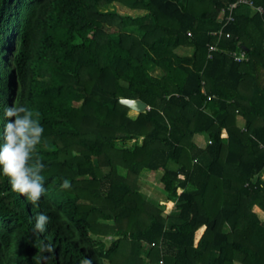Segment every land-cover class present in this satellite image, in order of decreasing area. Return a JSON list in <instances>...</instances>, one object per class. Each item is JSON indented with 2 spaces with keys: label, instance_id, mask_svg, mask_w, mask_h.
I'll list each match as a JSON object with an SVG mask.
<instances>
[{
  "label": "trees",
  "instance_id": "obj_1",
  "mask_svg": "<svg viewBox=\"0 0 264 264\" xmlns=\"http://www.w3.org/2000/svg\"><path fill=\"white\" fill-rule=\"evenodd\" d=\"M235 1L0 0V119L39 120L47 189L34 206L0 167V264H264V0L225 23Z\"/></svg>",
  "mask_w": 264,
  "mask_h": 264
},
{
  "label": "clouds",
  "instance_id": "obj_2",
  "mask_svg": "<svg viewBox=\"0 0 264 264\" xmlns=\"http://www.w3.org/2000/svg\"><path fill=\"white\" fill-rule=\"evenodd\" d=\"M3 128L0 130V167L12 184L13 189L23 195L34 206H38L47 189L44 187L45 177L42 175L45 165L37 153L43 143V126L34 113L23 106L15 104L3 107ZM39 113H35L38 117ZM15 118L14 122L11 118ZM6 121V122H4ZM71 182L64 179L62 189H69ZM50 217L39 213L35 218L34 228L44 233ZM48 250H51L49 246ZM82 264H91L84 260Z\"/></svg>",
  "mask_w": 264,
  "mask_h": 264
},
{
  "label": "rangeland",
  "instance_id": "obj_3",
  "mask_svg": "<svg viewBox=\"0 0 264 264\" xmlns=\"http://www.w3.org/2000/svg\"><path fill=\"white\" fill-rule=\"evenodd\" d=\"M105 10L112 11L116 9L122 14L128 15H142L144 13L143 10L138 9H129L119 3H111L105 7ZM156 73V72H155ZM202 141V139H200ZM162 171H147L143 170L140 174V177L137 181L139 186V192L142 194L143 197L151 201L157 206L162 207L163 200L165 199V191L163 190V185L160 181Z\"/></svg>",
  "mask_w": 264,
  "mask_h": 264
},
{
  "label": "built area",
  "instance_id": "obj_4",
  "mask_svg": "<svg viewBox=\"0 0 264 264\" xmlns=\"http://www.w3.org/2000/svg\"><path fill=\"white\" fill-rule=\"evenodd\" d=\"M240 4L248 5L249 7H251L253 10H255L257 12H260V13L263 12V8L261 6H255L253 4L252 0H236L235 2L230 3L227 8H223L221 10V15H223V17H224L223 20L225 21V23L233 20L232 12ZM212 34L213 35L221 34V30L212 32ZM226 36H228V34H226ZM215 49H216V47L214 45H209V50H215ZM231 55L233 56L235 61L247 60V56L243 50L231 52ZM210 56L211 55H209V57ZM222 136H223V134H222Z\"/></svg>",
  "mask_w": 264,
  "mask_h": 264
},
{
  "label": "water",
  "instance_id": "obj_5",
  "mask_svg": "<svg viewBox=\"0 0 264 264\" xmlns=\"http://www.w3.org/2000/svg\"><path fill=\"white\" fill-rule=\"evenodd\" d=\"M121 102L123 104H125L126 106H128L134 110H137V111H142L146 108L145 103H143L140 100L123 99V100H121Z\"/></svg>",
  "mask_w": 264,
  "mask_h": 264
},
{
  "label": "crops",
  "instance_id": "obj_6",
  "mask_svg": "<svg viewBox=\"0 0 264 264\" xmlns=\"http://www.w3.org/2000/svg\"><path fill=\"white\" fill-rule=\"evenodd\" d=\"M223 137L226 136V132L223 131ZM203 137V135H200ZM201 138V137H200ZM149 171V170H147ZM258 176L264 180V168L259 172ZM253 210L256 212V214L260 217V218H264V212H262L259 208H257L256 206L253 207Z\"/></svg>",
  "mask_w": 264,
  "mask_h": 264
}]
</instances>
